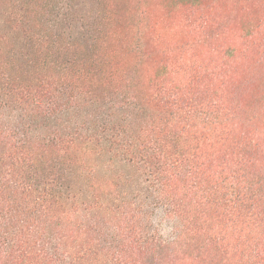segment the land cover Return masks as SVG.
Listing matches in <instances>:
<instances>
[{"label": "trees", "instance_id": "obj_1", "mask_svg": "<svg viewBox=\"0 0 264 264\" xmlns=\"http://www.w3.org/2000/svg\"><path fill=\"white\" fill-rule=\"evenodd\" d=\"M8 1L22 16L19 39L29 69L0 66V105L15 120L0 126V264H178L195 253L211 264L209 249L221 252L223 263L227 234L219 237V225H233L235 214L264 223V172L252 168L246 142L248 133L254 142L261 139L253 115L237 116L240 107L218 101L205 89L210 79L199 76L176 84L163 74L148 98L127 80H108L111 94L97 96L93 86L102 83L90 81L111 68L100 59L104 30L78 43L57 30L56 0ZM232 119L240 120L237 130L227 129L221 140L233 144L229 151L236 158L207 188L199 181L201 128ZM91 130L135 132L126 146L156 167L158 200L177 223L172 239L150 238L141 212L126 199L112 198L107 183L97 186L105 198L98 196L93 225L65 213L62 193L72 189L68 176L80 165L75 155L89 145L85 132ZM114 140L110 146L134 160L133 150ZM209 208L213 215L204 216Z\"/></svg>", "mask_w": 264, "mask_h": 264}, {"label": "rangeland", "instance_id": "obj_2", "mask_svg": "<svg viewBox=\"0 0 264 264\" xmlns=\"http://www.w3.org/2000/svg\"><path fill=\"white\" fill-rule=\"evenodd\" d=\"M56 2L55 24L59 32L85 43L100 32L98 28L104 30L100 59L111 68L98 71L90 81L92 86L96 81L102 83L93 86L98 89L97 96L111 94L105 84L108 80L121 83L127 80L148 98L151 85L163 74L176 84L194 76L210 79L205 86L208 93L221 103L240 107L237 116L253 115L261 139L254 142L248 133L246 142L251 145L254 157L252 168L264 172V0ZM12 5L8 0H0V20L5 22L4 26L0 23V66L8 68L12 64L13 71L25 70L29 64L27 49L19 39L22 16ZM11 117L1 104L0 126H13L15 120ZM239 121L232 119L202 128L198 125L204 131L198 140L200 153L204 155L200 157L204 167L199 181L207 188L216 182L222 167L232 165L236 158L229 151L233 144L225 146L221 138L227 129L236 128ZM91 134L94 136L89 137ZM118 134H114L117 143L126 146L135 132ZM85 135L91 141L75 155L80 165L68 176L72 189L62 193L67 206L65 213L93 225V220L99 219L98 196L105 198V191L97 186L107 183L106 191H110L112 198L126 199L141 212L150 238L172 239L177 223L165 216V206L158 200L156 167L140 159L133 146H126L133 150L130 153L134 160H128L129 155L119 146H110L115 141L111 132L100 135L91 130ZM259 192L264 195V188ZM204 213L208 217L213 215L210 208ZM231 219L237 222L217 228L220 238L227 234L221 243L226 253L224 262L220 263L224 255L214 254L212 249L205 258L211 264H264V223L243 215L237 218L236 214ZM203 260L202 253L188 254L178 264H204ZM66 262L72 264L70 259Z\"/></svg>", "mask_w": 264, "mask_h": 264}]
</instances>
